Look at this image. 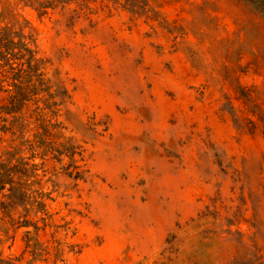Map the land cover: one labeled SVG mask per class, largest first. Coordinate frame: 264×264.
<instances>
[{"label": "rangeland", "instance_id": "obj_1", "mask_svg": "<svg viewBox=\"0 0 264 264\" xmlns=\"http://www.w3.org/2000/svg\"><path fill=\"white\" fill-rule=\"evenodd\" d=\"M149 1L154 19L123 0L46 14L0 0V27L24 26L68 92L56 119L84 173L74 180L70 159H33L2 132L0 163L27 164L28 180L12 177L32 190L37 165L54 223L70 222L55 239L81 248L65 247V264H264V16L245 0ZM12 235H0L4 257L54 264Z\"/></svg>", "mask_w": 264, "mask_h": 264}, {"label": "trees", "instance_id": "obj_2", "mask_svg": "<svg viewBox=\"0 0 264 264\" xmlns=\"http://www.w3.org/2000/svg\"><path fill=\"white\" fill-rule=\"evenodd\" d=\"M21 1L36 6L39 13L46 14L48 9H54L59 4L66 5V1L70 0ZM115 1L120 3L121 0ZM245 1L264 16V0ZM122 7L132 14L145 15L148 19L157 16L149 0H123ZM44 64L43 59L38 57L35 39L25 34L24 26H18L17 29L0 27V132L17 135L20 149L31 153L33 159H45L48 156L58 161L62 157L70 159V164L65 168L66 174L79 180L83 178L84 171L77 164L76 156L82 155V149L73 138L64 135V127L56 119L58 106L68 97V92L51 82L46 76ZM88 129L95 130L91 127ZM20 165L18 170L0 163V235L8 240L14 237L9 236L10 231L21 233L22 254L28 253L31 260H46L47 255H52L54 264H65L62 259L65 247L68 248L67 252L81 251V248L75 250V245L67 246L55 239L59 230L66 234L70 231V222L54 223L53 214L48 211L46 203L52 199L50 193L42 190L41 180L35 172L36 164L32 165V170L28 169L36 189H29L28 181H20L21 185L16 186L12 174L25 176L28 180L27 164ZM18 208L21 212L15 217ZM46 230H52L50 247L40 241V233ZM1 243L3 240L0 237ZM0 264H17V261L4 257L0 250Z\"/></svg>", "mask_w": 264, "mask_h": 264}]
</instances>
